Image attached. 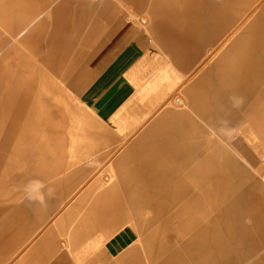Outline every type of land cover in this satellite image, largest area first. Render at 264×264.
I'll use <instances>...</instances> for the list:
<instances>
[{
  "label": "crops",
  "instance_id": "crops-1",
  "mask_svg": "<svg viewBox=\"0 0 264 264\" xmlns=\"http://www.w3.org/2000/svg\"><path fill=\"white\" fill-rule=\"evenodd\" d=\"M130 2L0 0V190L39 159L46 180L0 205V264H264L238 249L264 239V0H155L151 26Z\"/></svg>",
  "mask_w": 264,
  "mask_h": 264
},
{
  "label": "rangeland",
  "instance_id": "rangeland-1",
  "mask_svg": "<svg viewBox=\"0 0 264 264\" xmlns=\"http://www.w3.org/2000/svg\"><path fill=\"white\" fill-rule=\"evenodd\" d=\"M120 1H122V0H120ZM154 1L155 0H146V2L139 4V1L132 0V2H130V9H131V12H133L132 16L135 19H139L140 22L143 23V25H145V26H151V25L156 24L159 17L157 16V14H155L153 12L152 7L154 4ZM134 6H138V8H140L139 9L140 13H136L137 11H133L136 9V8H134ZM143 21H145V22H143ZM218 45H220V44L218 43ZM216 46L217 45H215V46L211 45V46H209V49L207 48L208 51L205 50L207 52H205V55L203 56V58L199 59L198 63L195 65L196 67L193 71V75L188 78V80L190 82L196 81L197 78L199 77V75L201 74V72L213 64L214 54H215L214 52H215ZM178 99H181V96H179ZM60 103L65 108L68 106V108L64 111L66 128L67 129L72 128L73 126H71V124H72V122L74 123V121H75L74 117H81L85 113L80 107H78V105L76 104V101L71 96L69 99L66 98V100L64 102L60 101ZM57 119H58V117H55L54 121ZM238 127H239V125H237V124L226 126L224 128V131L229 136V138L232 139L233 137H235V135H237L236 131H237ZM260 130L262 132L264 131L263 125H261ZM261 137H264V136L261 135ZM50 145H52V143ZM190 155H191V152L187 151L186 156L182 159L189 160ZM26 164H27V166H25L21 169H17L15 171V173L7 176V178L5 180L7 182H5L4 187L0 190V205H9L11 203L14 204L18 200L20 201L21 199H27V197H29V198L32 197L33 194L35 192H37V189L41 186V184L46 181V180L42 181V179H40L41 175L37 174V173H40V171H42L41 170V165H43L42 159L38 160L37 165L39 167H37L36 164H34V166H32L31 163L26 162ZM33 167L37 168L38 172L31 174V171H33ZM250 171L253 172V174L255 175L254 176L255 180L252 183H256V182L264 183V159L262 156H261V161H260L259 165H257L254 169H251ZM17 174H19L18 179H16ZM48 179H49V176L47 177V180ZM254 191L255 190H251L250 188H248L245 190V194L251 193ZM252 196L256 197V195L255 196L252 195ZM206 207H208V206L206 205ZM145 210H146L145 222H142V227H144V230H142V236H141V241H140L141 243L139 245L140 249H147V247L153 246L154 241L157 238L155 235V232L153 231V229L155 227V223L153 221V219H154L153 218L154 217L153 209L146 206ZM205 210L209 211V207ZM242 217H244V213H242V215H241V213L238 214L236 219H235V222L233 221L234 222L233 228L237 231V233L241 232V230L237 227V225L240 226L242 224V225H245L246 227H249V225L251 224L249 217H247L246 219H242ZM130 224L135 228H137V226H138L137 222L134 221V216H133L132 210H131ZM247 235L249 238V242L247 243L248 245L240 246L238 249H261L262 247H264V246H262V242L264 241V239L257 238L256 236H254L253 232H247ZM133 249H138V243L135 246H133ZM166 256H168V254L166 252L164 254V252H163L162 257L164 258ZM156 261H157L156 258L152 259L150 257H147L146 264H156L155 263ZM158 261H157V263H158ZM183 264H185V262Z\"/></svg>",
  "mask_w": 264,
  "mask_h": 264
},
{
  "label": "built area",
  "instance_id": "built-area-1",
  "mask_svg": "<svg viewBox=\"0 0 264 264\" xmlns=\"http://www.w3.org/2000/svg\"><path fill=\"white\" fill-rule=\"evenodd\" d=\"M143 22H145V21H143Z\"/></svg>",
  "mask_w": 264,
  "mask_h": 264
}]
</instances>
